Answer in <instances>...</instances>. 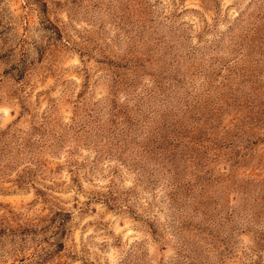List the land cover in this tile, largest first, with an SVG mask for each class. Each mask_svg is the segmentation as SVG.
Wrapping results in <instances>:
<instances>
[{
    "label": "rangeland",
    "instance_id": "1",
    "mask_svg": "<svg viewBox=\"0 0 264 264\" xmlns=\"http://www.w3.org/2000/svg\"><path fill=\"white\" fill-rule=\"evenodd\" d=\"M0 264H264V0H0Z\"/></svg>",
    "mask_w": 264,
    "mask_h": 264
}]
</instances>
